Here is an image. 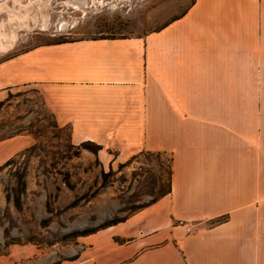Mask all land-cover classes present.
I'll use <instances>...</instances> for the list:
<instances>
[{"label": "crops", "instance_id": "crops-1", "mask_svg": "<svg viewBox=\"0 0 264 264\" xmlns=\"http://www.w3.org/2000/svg\"><path fill=\"white\" fill-rule=\"evenodd\" d=\"M20 87L110 167L166 154L169 192L78 251L12 245L0 264H264V0H193L142 36L31 47L0 61V101ZM9 141L0 166L30 145Z\"/></svg>", "mask_w": 264, "mask_h": 264}, {"label": "rangeland", "instance_id": "rangeland-1", "mask_svg": "<svg viewBox=\"0 0 264 264\" xmlns=\"http://www.w3.org/2000/svg\"><path fill=\"white\" fill-rule=\"evenodd\" d=\"M192 1L0 0V61L50 42L142 36ZM17 136L27 137L30 145L0 169V254L23 244L51 255L78 251L82 236L70 240L68 235L123 222L167 190L166 154L142 153L110 167L70 143L69 130L56 125L33 88H15L0 101V141ZM12 143L0 146L1 156ZM82 194L88 198L78 200Z\"/></svg>", "mask_w": 264, "mask_h": 264}, {"label": "trees", "instance_id": "trees-1", "mask_svg": "<svg viewBox=\"0 0 264 264\" xmlns=\"http://www.w3.org/2000/svg\"><path fill=\"white\" fill-rule=\"evenodd\" d=\"M58 42H66V41H58ZM76 147H79L81 149H86L88 150L91 154L95 155L96 152L98 150H100V146L98 145H95L93 143H89V142H85V143H81L80 145L76 146ZM129 162V161H128ZM11 163V160H7L5 163H3L1 166H0V169H2L3 167L9 165ZM119 167L123 166V165H118ZM168 180H169V172H168ZM63 183L69 187V183L67 182L66 179H63ZM17 186L19 187V192H21L23 189H24V183L22 181V176H20L18 179H17ZM167 192H169V184L167 186V190L165 192H160L159 196L156 198H153L150 202H148L146 205L156 201L157 199H159L161 196L165 195ZM88 198V195L86 194H82L81 196H79L77 199L78 200H86ZM15 205H18V199H15L13 200ZM76 201V200H74ZM73 201V202H74ZM72 202V203H73ZM75 203V202H74ZM145 205V206H146ZM122 220H115V221H107V222H104L100 227L99 229H103V228H106L108 226H111V225H115L117 224L118 222H121ZM95 231H91V230H88V231H81V232H73L71 233L70 235H68L70 237V240L73 239V238H76L78 236H84V235H88L90 233H93Z\"/></svg>", "mask_w": 264, "mask_h": 264}, {"label": "built area", "instance_id": "built-area-1", "mask_svg": "<svg viewBox=\"0 0 264 264\" xmlns=\"http://www.w3.org/2000/svg\"><path fill=\"white\" fill-rule=\"evenodd\" d=\"M185 231L188 232V231H189V228L186 227V228H185Z\"/></svg>", "mask_w": 264, "mask_h": 264}, {"label": "bare ground", "instance_id": "bare-ground-1", "mask_svg": "<svg viewBox=\"0 0 264 264\" xmlns=\"http://www.w3.org/2000/svg\"><path fill=\"white\" fill-rule=\"evenodd\" d=\"M14 35V34H13Z\"/></svg>", "mask_w": 264, "mask_h": 264}]
</instances>
